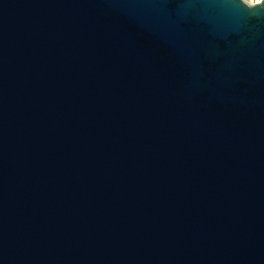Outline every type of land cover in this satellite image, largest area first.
<instances>
[{
    "label": "water",
    "instance_id": "95a60500",
    "mask_svg": "<svg viewBox=\"0 0 264 264\" xmlns=\"http://www.w3.org/2000/svg\"><path fill=\"white\" fill-rule=\"evenodd\" d=\"M0 264H264V0H0Z\"/></svg>",
    "mask_w": 264,
    "mask_h": 264
},
{
    "label": "built area",
    "instance_id": "2783aa9c",
    "mask_svg": "<svg viewBox=\"0 0 264 264\" xmlns=\"http://www.w3.org/2000/svg\"><path fill=\"white\" fill-rule=\"evenodd\" d=\"M261 0H249L248 4H255V3H259Z\"/></svg>",
    "mask_w": 264,
    "mask_h": 264
},
{
    "label": "rangeland",
    "instance_id": "374dc122",
    "mask_svg": "<svg viewBox=\"0 0 264 264\" xmlns=\"http://www.w3.org/2000/svg\"><path fill=\"white\" fill-rule=\"evenodd\" d=\"M243 1H245L246 3H248L249 0H243Z\"/></svg>",
    "mask_w": 264,
    "mask_h": 264
}]
</instances>
